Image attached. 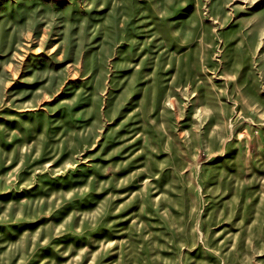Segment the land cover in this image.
Returning a JSON list of instances; mask_svg holds the SVG:
<instances>
[{
    "label": "rangeland",
    "instance_id": "rangeland-1",
    "mask_svg": "<svg viewBox=\"0 0 264 264\" xmlns=\"http://www.w3.org/2000/svg\"><path fill=\"white\" fill-rule=\"evenodd\" d=\"M0 264H264V0H0Z\"/></svg>",
    "mask_w": 264,
    "mask_h": 264
}]
</instances>
